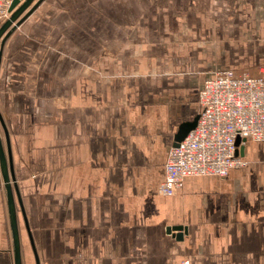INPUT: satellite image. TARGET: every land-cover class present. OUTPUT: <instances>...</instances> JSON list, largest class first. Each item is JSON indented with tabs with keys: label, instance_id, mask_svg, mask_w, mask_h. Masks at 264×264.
<instances>
[{
	"label": "crops",
	"instance_id": "0c3cea01",
	"mask_svg": "<svg viewBox=\"0 0 264 264\" xmlns=\"http://www.w3.org/2000/svg\"><path fill=\"white\" fill-rule=\"evenodd\" d=\"M261 65L264 0H42L0 59V136L39 264H264V140L225 176L157 190L204 80ZM0 264H14L2 184Z\"/></svg>",
	"mask_w": 264,
	"mask_h": 264
},
{
	"label": "built area",
	"instance_id": "2783aa9c",
	"mask_svg": "<svg viewBox=\"0 0 264 264\" xmlns=\"http://www.w3.org/2000/svg\"><path fill=\"white\" fill-rule=\"evenodd\" d=\"M12 2L0 0V24L9 18ZM198 101L195 126L168 151L164 177L157 187L160 195H175L187 176L227 175L246 163L237 153L242 144L264 140V67L256 75L215 71L204 80ZM180 264L190 263L183 259Z\"/></svg>",
	"mask_w": 264,
	"mask_h": 264
},
{
	"label": "water",
	"instance_id": "95a60500",
	"mask_svg": "<svg viewBox=\"0 0 264 264\" xmlns=\"http://www.w3.org/2000/svg\"><path fill=\"white\" fill-rule=\"evenodd\" d=\"M42 0H13L10 10L11 14L9 18H7L4 22L0 24V59L3 49V44L9 34L17 27L31 12L40 4ZM197 116L194 118L192 122H186L179 127L178 132L174 137V145H177L180 140L187 134V132L195 126ZM2 126H4L3 121H1ZM5 136L7 141V149L4 150L3 142L0 136V171L3 181V188L5 190V197L7 203L8 217H9V227L11 233V241H12V253L14 264H22V256H21V246H20V238H19V227H18V219H17V210H16V200L19 204L23 220L25 223V228L27 230L28 238L31 244L33 256L35 259V264H39L38 255L33 244L32 236L29 231V227L26 222V218L24 215V210L22 208V203L19 195V191L17 188V184L14 181V174L11 167V156L9 153V145H8V134L5 130ZM238 138L236 139V143H238ZM240 151H242V146L239 147ZM180 229V228H177ZM182 234L178 232L177 236H181Z\"/></svg>",
	"mask_w": 264,
	"mask_h": 264
},
{
	"label": "rangeland",
	"instance_id": "374dc122",
	"mask_svg": "<svg viewBox=\"0 0 264 264\" xmlns=\"http://www.w3.org/2000/svg\"><path fill=\"white\" fill-rule=\"evenodd\" d=\"M45 1H56V0H45ZM88 10L90 11V9H88ZM93 15H95V14L93 13ZM105 47H106V46H105ZM105 47H104V48H105ZM262 67H264V66H262V65L259 66L258 69H257V72H255V71H254V72H248V71H247V72L250 73V74H252V73H257V74H258L260 68H262ZM0 177H1V175H0ZM1 183H3V181H2V177H1ZM2 185H3V184H2ZM31 250H32V249H31ZM26 254H27V252H26ZM31 256L34 257V256H33V252L31 253Z\"/></svg>",
	"mask_w": 264,
	"mask_h": 264
},
{
	"label": "trees",
	"instance_id": "16d2710c",
	"mask_svg": "<svg viewBox=\"0 0 264 264\" xmlns=\"http://www.w3.org/2000/svg\"><path fill=\"white\" fill-rule=\"evenodd\" d=\"M0 175H1V171H0ZM2 177V176H1ZM21 256H22V250H21ZM22 262H23V260H22Z\"/></svg>",
	"mask_w": 264,
	"mask_h": 264
}]
</instances>
